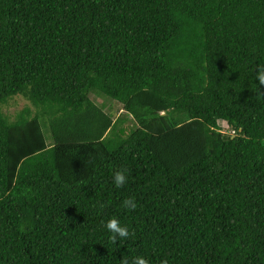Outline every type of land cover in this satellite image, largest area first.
<instances>
[{
	"label": "trees",
	"instance_id": "1",
	"mask_svg": "<svg viewBox=\"0 0 264 264\" xmlns=\"http://www.w3.org/2000/svg\"><path fill=\"white\" fill-rule=\"evenodd\" d=\"M262 65L264 0H0V264H264Z\"/></svg>",
	"mask_w": 264,
	"mask_h": 264
},
{
	"label": "clouds",
	"instance_id": "2",
	"mask_svg": "<svg viewBox=\"0 0 264 264\" xmlns=\"http://www.w3.org/2000/svg\"><path fill=\"white\" fill-rule=\"evenodd\" d=\"M255 71V81H258L260 85H264V65L258 66ZM127 183L128 174L126 170L121 169L114 172L113 184L116 188L123 187ZM121 207L129 211H134L137 208V204L133 197H127L121 202ZM104 226L113 243L120 239L126 240L131 235L128 227L122 225L120 220H118L116 217H110L105 222ZM121 264H130V261L127 257H123L121 259ZM131 264H149V261L144 256L137 255L131 259Z\"/></svg>",
	"mask_w": 264,
	"mask_h": 264
},
{
	"label": "rangeland",
	"instance_id": "3",
	"mask_svg": "<svg viewBox=\"0 0 264 264\" xmlns=\"http://www.w3.org/2000/svg\"><path fill=\"white\" fill-rule=\"evenodd\" d=\"M102 100H104L102 97L96 99L97 102H101ZM26 105H30L28 100L20 95L14 96L2 106V110L10 119H13L17 111L21 110ZM112 106L114 109L113 111H118V113L121 111V105L119 103L112 102ZM220 125L225 129L224 127H226V124L224 122H220Z\"/></svg>",
	"mask_w": 264,
	"mask_h": 264
}]
</instances>
